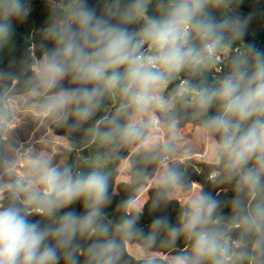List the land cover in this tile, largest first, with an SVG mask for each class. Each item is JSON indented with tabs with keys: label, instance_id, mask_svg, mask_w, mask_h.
<instances>
[{
	"label": "clouds",
	"instance_id": "obj_1",
	"mask_svg": "<svg viewBox=\"0 0 264 264\" xmlns=\"http://www.w3.org/2000/svg\"><path fill=\"white\" fill-rule=\"evenodd\" d=\"M206 2L175 0L164 17L151 20L139 34H133L107 23L85 0H74L70 18L47 30L56 46L46 52L35 69L39 87L52 92L43 105L44 112L59 114L71 109L77 118L87 119L99 106L103 92L118 87L137 111L146 110L155 102V93L167 82L168 74L201 62V53L188 45L191 29L211 39L204 51L212 53L222 39L216 34L217 29L241 26L235 18L220 24L214 19L198 20ZM143 7L142 0H137L133 11L141 12ZM29 12L26 0H0V42L10 36L14 18H27ZM145 44L153 55L146 57L141 52ZM255 57L251 74L237 68L219 86L201 93L199 103L205 109L219 104V112L205 122V128L219 134L216 151L226 169L239 175L240 185L259 197L244 225L260 234L255 247L264 248V53L256 52ZM68 76L75 83L94 86L59 87ZM6 120L0 112V127L5 126ZM122 136L136 137L138 133L128 127L122 130ZM168 150L165 145L163 151ZM250 163L252 167H248ZM29 168L31 178L26 185L23 180L18 182L20 190L27 193L29 204L52 216L80 201L87 214L66 212L58 226L49 229L30 221L28 214L14 205L0 208V264H57L59 248H66L78 233L97 231L94 226L110 199L108 178L101 171L74 176L69 169L59 170L41 158L30 161ZM179 181L180 174L175 169H166L159 184L166 188ZM216 206L217 201L211 197L198 196L183 213L181 227L169 226L172 234L182 232L193 238L191 256L178 257L176 264H200L208 258L223 264L216 258L223 253L217 235L204 230ZM135 223V219H125L117 231L127 237L134 231ZM157 223L167 225L165 220ZM99 231L103 235L107 229L101 227ZM49 238L56 240L55 246L46 243ZM91 255L95 264H117L120 249L115 242L106 241L94 245ZM68 260L75 264L70 254Z\"/></svg>",
	"mask_w": 264,
	"mask_h": 264
},
{
	"label": "trees",
	"instance_id": "obj_2",
	"mask_svg": "<svg viewBox=\"0 0 264 264\" xmlns=\"http://www.w3.org/2000/svg\"><path fill=\"white\" fill-rule=\"evenodd\" d=\"M143 10L133 11L137 0H85L87 6L96 11V14L107 23L127 29L130 33L139 34L140 31L153 19L164 17L175 0H142ZM74 6V4L72 5ZM60 11L59 21L64 23L70 18ZM230 18L240 21V27L228 26L217 29L216 34L222 39L217 44L214 56L204 51L205 39L195 29L190 31L188 45L201 53L202 60L197 65H187L183 69L168 74L164 84V97L173 101V108L163 111L154 106V113L161 123L168 127L167 142L149 149L132 151V148L145 141L149 134L151 123L132 124V120L139 112L131 105L121 89H109L103 92L99 106L87 118H77L69 109L62 125L55 126V134L65 137L71 146L69 160L59 170L69 169L72 175L88 174L95 170L86 167V170L74 168L77 156L95 163L99 171L108 178L109 202L102 208L97 225V231L78 233L66 248L58 249L57 264H69L70 254L75 264H95L91 255L94 245L106 241L115 242L120 249L117 264H170L163 258L135 259L126 251L128 244H137L140 250L158 252L166 255L191 256L193 238L184 233L172 234L169 226L181 227V217L189 208V203H181L170 194L176 186L183 191L192 189L193 184L200 185V196H209L217 201V206L211 214L210 221L204 230L215 233L223 249L217 259L223 264H264V248H257L255 244L260 234L249 231L244 225V219L254 208L258 196L254 197L247 188L240 185V177L229 172L220 156L218 163L206 162L190 158L184 162L169 163L167 169H175L180 174V181L175 185L163 187L160 184L148 190V199L141 209H131L141 188L147 185V180L154 178L160 164L169 160L174 154L175 142L170 129L171 124L179 128L189 124L204 129L205 122L219 112V104L214 103L209 108H203L199 103L200 94L206 89H212L231 75L237 68H242L249 74L253 71L256 62L255 53H264V0H207L197 19H214L217 24ZM54 19L46 16L40 25H32L21 18H14L11 34L5 41L14 38L17 44V57L22 69L30 72L32 55L45 57L48 50L56 45L46 33L48 29L57 28ZM75 28V25H73ZM242 31L243 35L239 32ZM4 42V41H3ZM2 43V42H0ZM152 50L147 44L141 52L145 54ZM1 55L0 67V112L11 120V110L2 106V98L11 88L15 55ZM0 60V61H1ZM123 71V69H120ZM65 87L74 89L79 87L91 88L94 85H81L73 82L71 76L66 77ZM103 87V85H101ZM131 127L136 137H123L122 130ZM4 126L0 127V139ZM219 142V134L209 131ZM165 145L168 151H163ZM129 159L130 180L120 181L119 166L123 160ZM254 163V162H253ZM250 163L248 167H252ZM8 165L0 160V181L6 179L9 184L5 190L1 206L14 205L25 211L27 200L24 191H21L16 181L9 178ZM66 212H73L77 216L87 214L82 202L77 201L67 208L59 209L47 221L38 215H28L32 222H38L41 228H55ZM36 217V218H35ZM125 219H135V229L127 237L117 231L118 225ZM165 220L167 225L158 224ZM106 228V234H100V228ZM154 237V239H148ZM236 241L238 246L231 248L230 243ZM47 244L56 245V240L49 238ZM142 248V249H141ZM200 264H215L214 258L204 259Z\"/></svg>",
	"mask_w": 264,
	"mask_h": 264
},
{
	"label": "rangeland",
	"instance_id": "obj_3",
	"mask_svg": "<svg viewBox=\"0 0 264 264\" xmlns=\"http://www.w3.org/2000/svg\"><path fill=\"white\" fill-rule=\"evenodd\" d=\"M26 3L30 8V12L27 18H21L24 22L40 25L43 19L49 16L54 19L56 26H60L62 23L59 21V12L62 11L68 14L74 0H26ZM3 51L15 55V68L11 88L2 98V106L11 110V120L6 121L1 135L0 160L8 165L7 173L10 175V179L16 181L17 184L23 180L26 185L28 179L31 178L30 161L41 158L47 160L50 166L57 169L67 164L71 152L70 143L65 137L55 134L54 127L64 123L69 109L59 114H46L43 110V105L52 92H45L39 87L35 69L44 57L33 54L32 65L30 72H28L22 69L19 64L17 44L14 42V38L0 43V57L6 55ZM2 63L1 60L0 67ZM0 79H2L1 74ZM66 81L65 77L59 87L66 88ZM164 89V85L160 87L155 93V102L146 110L139 111L133 118L132 124L151 123L152 128L146 140L133 147L132 151L158 147L167 142L168 127L165 123L159 121L153 109L154 106L163 111L173 108V101L164 97ZM170 127L175 142L174 154L169 160L160 164L154 178L147 180V185L141 188L137 199L131 205V209L142 208L148 199V190L159 185V179L168 168L169 163L184 162L190 158L215 163L220 160V155L216 151L218 142L208 130L192 124L179 128L175 125V122ZM86 167H93L99 171L95 163L77 156L74 168L84 171ZM129 170V159L123 160L119 166L118 182H128L130 180ZM75 173L78 174L76 171ZM8 187L9 184L6 179H2L0 181V201L3 199L4 192ZM200 189L201 187L198 184H193L192 189L189 191H183L180 186H176L170 197L179 200L181 203L188 202L190 204L193 199L200 196ZM25 194L27 197L26 192ZM25 212L28 215H38L45 221L50 217L42 214L37 205L29 204L27 200L25 201ZM134 245L137 244H128L126 251L135 259L149 260L160 257L170 264H176L178 256L144 251L142 248L140 250L137 247L138 245L136 247Z\"/></svg>",
	"mask_w": 264,
	"mask_h": 264
},
{
	"label": "built area",
	"instance_id": "obj_4",
	"mask_svg": "<svg viewBox=\"0 0 264 264\" xmlns=\"http://www.w3.org/2000/svg\"><path fill=\"white\" fill-rule=\"evenodd\" d=\"M192 30V29H191ZM190 30V31H191ZM209 54V56H214V54H215V51H213L212 53H208ZM146 57L147 56H150V55H153L150 51H147L145 54H144ZM77 174V173H76ZM236 246H238V243L236 242V241H233V242H231L230 243V247L231 248H234V247H236Z\"/></svg>",
	"mask_w": 264,
	"mask_h": 264
},
{
	"label": "crops",
	"instance_id": "obj_5",
	"mask_svg": "<svg viewBox=\"0 0 264 264\" xmlns=\"http://www.w3.org/2000/svg\"><path fill=\"white\" fill-rule=\"evenodd\" d=\"M1 139H2V137H1ZM195 184H197V183H195ZM199 185V184H198Z\"/></svg>",
	"mask_w": 264,
	"mask_h": 264
},
{
	"label": "water",
	"instance_id": "obj_6",
	"mask_svg": "<svg viewBox=\"0 0 264 264\" xmlns=\"http://www.w3.org/2000/svg\"><path fill=\"white\" fill-rule=\"evenodd\" d=\"M150 179H152V178H150Z\"/></svg>",
	"mask_w": 264,
	"mask_h": 264
}]
</instances>
